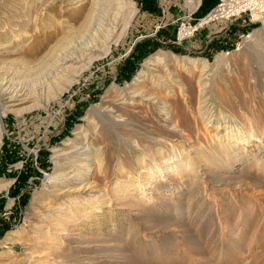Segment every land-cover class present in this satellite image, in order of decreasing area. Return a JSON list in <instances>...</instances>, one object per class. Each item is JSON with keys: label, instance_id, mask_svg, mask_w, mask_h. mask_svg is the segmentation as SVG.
Wrapping results in <instances>:
<instances>
[{"label": "bare ground", "instance_id": "obj_1", "mask_svg": "<svg viewBox=\"0 0 264 264\" xmlns=\"http://www.w3.org/2000/svg\"><path fill=\"white\" fill-rule=\"evenodd\" d=\"M226 1V6L218 10L220 13L264 7V0ZM33 3L41 10L35 11V16H30L33 6L28 1H22L21 9L0 8V98L7 97L9 105L5 108L16 115L40 108L68 91L96 59L107 54L126 34L138 10L135 0H34ZM186 3L193 11L201 0H186ZM259 19L258 14L253 15L254 21ZM259 38L261 46L254 50L257 67L250 69L249 80L253 86L258 83L255 73L262 74L264 80V51L261 49L264 28ZM170 58L172 66L177 64L179 68L166 67L164 57L158 55L151 64H156L154 73L148 75L141 70L123 88L115 84L109 86L104 93V98H109L108 104L93 105L86 116L87 125L78 126L74 138H68L64 147L54 149L55 167L48 175L51 187L42 195H34L41 211L33 239L10 231L0 242L2 246L10 242L26 248L32 245L28 248L30 251L14 254L5 246L6 249L0 250V264H61L54 255L49 258V253L40 248L45 246L57 252L79 237L72 228L79 221L102 213L104 207L127 209L132 199L141 207L154 208L166 204L159 198L171 193L176 206L173 208L175 220L172 218L171 224L182 227L185 232L190 231V225L197 219V210L203 206H210L211 210L215 207V211L226 204L239 206L243 204V195L248 197L247 204L263 205L264 120L249 111H244L246 115L240 119L233 113L210 108L206 91L212 83V75L219 72L223 63L221 56H217L213 64L205 58L179 60L173 54ZM225 66L228 69L230 65ZM181 73L186 74V82ZM177 99L191 108L192 101L195 102L191 111L197 123L192 132L185 131L177 119ZM144 107L158 109L163 133L158 135L157 142L165 143L169 150L156 148L155 156L135 137L130 144V152L135 151L130 163L118 157L110 174L108 161L101 151L103 146L95 145L102 124L110 126L120 145L121 130L130 128L132 123L125 112H141ZM2 111L0 100V143ZM199 139L205 142L203 148L195 145ZM186 180L195 187L193 193L198 189L194 212L190 209L193 205L189 196L186 209L182 211L184 206H179L181 202L177 201L179 195L172 198L175 191L166 189L168 185L174 187L175 183L184 185ZM10 183L0 184V191L7 190ZM11 204L12 200L8 205ZM242 208L238 214H228L224 221L219 212L217 228L212 227L211 232L220 228L224 239L242 241L241 236L236 237L243 230L239 226ZM198 223L196 232L199 233L203 227ZM44 225L52 231L44 230ZM256 225L253 234L257 231ZM203 245L194 250L187 246L184 251L192 260L196 255L197 258L207 257L209 261L205 253L208 250Z\"/></svg>", "mask_w": 264, "mask_h": 264}, {"label": "rangeland", "instance_id": "obj_2", "mask_svg": "<svg viewBox=\"0 0 264 264\" xmlns=\"http://www.w3.org/2000/svg\"><path fill=\"white\" fill-rule=\"evenodd\" d=\"M22 1L32 2L30 16H35V11H41L34 6V0H0V8L18 9ZM135 1L138 10L126 34L117 44L111 46L107 54L96 59L68 91L42 107L22 115L7 111L5 107L9 105V100L4 96L0 98L3 105L0 184L11 182L7 190L0 191V242L10 231L33 239V233L38 229L37 216L41 211L39 201L34 195H42L51 187L48 175L55 167L54 149L64 147L68 138H74L78 126L87 125L86 116L93 105L108 104L109 98L105 99L104 93L109 86L115 84L117 88H123L131 83L141 70L148 75L154 73L153 68L156 64L153 66L151 64L158 55L164 57V63L168 68L178 67L177 64L175 67L172 66L170 60L172 54L177 55L179 60L186 57L205 58L211 64L217 56H221L223 65L221 64L217 74L212 75V83L206 91L210 108L213 107L217 112L233 113L240 119L245 117L244 111H249L264 120L262 74L255 73L258 83L254 86L249 80L250 69L257 67V55L254 50L261 46L259 33L264 28V7L255 11L247 9L228 18L210 21L199 28L194 36L203 29L207 34L211 32V36L221 37L224 34L223 39H219L213 47L210 42L206 48L191 47L184 50L172 46L175 43L171 34L161 38L158 32L167 21L172 22L171 33L176 29L178 21L191 10L186 0ZM218 1L216 0V3ZM47 11L50 12L49 8ZM168 13L171 15L167 16ZM254 14H258L260 19L254 21ZM134 40L138 41L135 43ZM133 46L136 49L132 50ZM261 49L264 51V46ZM226 63L230 65L228 69ZM181 75L186 82V74ZM192 103L194 106L195 102ZM192 108L180 99L175 102L177 119L187 132H192L197 123ZM125 114L132 123L129 130H121L120 145L108 124H102L100 137L95 141L96 146H103L101 151L108 161L110 174L118 157L130 163L132 155L135 154V151L130 152V144L135 137H138L141 144L148 147L154 155L156 148L164 152L169 150L165 143L157 142L158 135L163 133L158 109L144 107L141 112L129 111ZM196 143L195 145L202 147L205 142L199 139ZM177 187H180V190ZM166 189L175 191L172 198L179 195L177 201L181 202L179 205L181 207H185L190 197L189 201L193 205L190 209L192 212L196 210L198 189L193 193L195 187L193 188L189 180L184 181V185L178 183H175L174 187L168 185ZM176 191L181 192L176 194ZM247 198V195H243V206L232 207L226 204L216 211L214 206L212 210L209 209L210 206L201 207L197 210V219L190 225V231L186 232L182 227L171 224L170 220L175 218L173 208H176L171 193L159 198L161 203L166 204L156 205L154 208L141 207L132 199L127 209L104 207L102 213L94 214L88 220L85 218L79 221L72 227L80 234L79 237L72 239L57 252L45 246L40 250L46 251V254L48 252L49 258L59 256L54 259L61 264H264V203L249 205L246 202ZM10 200L12 204L9 206ZM184 207L182 211L186 209ZM240 207L243 208L239 226L243 230L242 232L240 230L241 233L236 237L241 236L242 241L236 242L235 239L236 241L231 242L224 239L223 235L220 236V228L216 232H211L212 227L217 228L219 212L220 219L224 221L228 214L231 215L232 212L238 214ZM198 222L202 223L203 227V231L199 233L196 232ZM255 224L257 234H253ZM43 228L52 231L47 225ZM28 243L30 244V241ZM203 244L208 250L205 253L210 262L207 261V257L198 259L196 255H193L192 260L184 251L187 246H192L194 250ZM5 246L14 254H25L30 251L28 248L32 245L26 248L20 243L10 242ZM5 246L0 245V250L6 249ZM55 253L60 255L57 256Z\"/></svg>", "mask_w": 264, "mask_h": 264}, {"label": "built area", "instance_id": "obj_3", "mask_svg": "<svg viewBox=\"0 0 264 264\" xmlns=\"http://www.w3.org/2000/svg\"><path fill=\"white\" fill-rule=\"evenodd\" d=\"M226 0H219L213 8L203 17L196 18L194 16V11H188L177 23L176 32L174 36V43L181 44L186 39L191 38L197 32L199 28L209 23L210 21H214L220 18H228L231 15L238 14L240 11L245 10H229L225 13H220L218 11L220 8L226 6ZM247 10V9H246ZM236 12V13H235ZM220 13V14H219ZM209 18V20H205Z\"/></svg>", "mask_w": 264, "mask_h": 264}, {"label": "crops", "instance_id": "obj_4", "mask_svg": "<svg viewBox=\"0 0 264 264\" xmlns=\"http://www.w3.org/2000/svg\"><path fill=\"white\" fill-rule=\"evenodd\" d=\"M201 3H202V5L201 6L199 5L200 8L198 6L195 10H193V11H197L196 14L194 12V14L196 15L195 17H197V18L205 16L213 8V6L216 3V0H206V1L205 0H201ZM170 15L171 14L168 13L167 16H170ZM171 23H172L171 21H167V22H165L163 24V29L159 30V32H158V35L161 38L162 37H166V36H168L170 34H171L172 37L175 36L176 29L172 33L170 32L173 29V26H172ZM210 33L207 34V31L202 29V30L198 31L196 36H192L191 38L186 39L181 44H173L172 46H175V47H178L179 49H184V50L191 49V47H195L196 49H198V48H206L209 45L210 42H211V46L213 47V46H215L218 43L219 39H223L222 37H223L224 34H222L221 37H220L219 35L211 36ZM215 36H216L217 39L216 38L214 39ZM167 40H169V38ZM137 41L134 40L133 42L136 43ZM133 49H136V47L133 46L132 50Z\"/></svg>", "mask_w": 264, "mask_h": 264}]
</instances>
